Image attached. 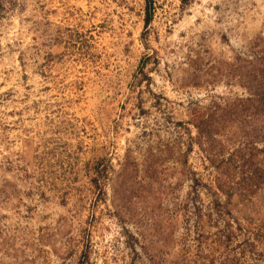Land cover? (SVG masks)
<instances>
[{"label": "rangeland", "instance_id": "obj_1", "mask_svg": "<svg viewBox=\"0 0 264 264\" xmlns=\"http://www.w3.org/2000/svg\"><path fill=\"white\" fill-rule=\"evenodd\" d=\"M149 1L0 0V264H264V0Z\"/></svg>", "mask_w": 264, "mask_h": 264}, {"label": "trees", "instance_id": "obj_2", "mask_svg": "<svg viewBox=\"0 0 264 264\" xmlns=\"http://www.w3.org/2000/svg\"><path fill=\"white\" fill-rule=\"evenodd\" d=\"M149 3H150V1L147 0L146 18H145V24H146L147 26H149V25L151 24V22H152V20H153V18H154V13H153L152 10L150 9V7H149ZM254 96L257 97L256 94H254ZM258 97H259L262 101H264V94H260Z\"/></svg>", "mask_w": 264, "mask_h": 264}]
</instances>
